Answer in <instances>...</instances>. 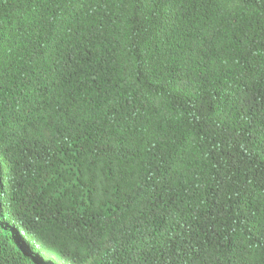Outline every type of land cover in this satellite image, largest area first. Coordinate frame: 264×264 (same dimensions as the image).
Wrapping results in <instances>:
<instances>
[{"label": "trees", "instance_id": "trees-1", "mask_svg": "<svg viewBox=\"0 0 264 264\" xmlns=\"http://www.w3.org/2000/svg\"><path fill=\"white\" fill-rule=\"evenodd\" d=\"M264 264V0H0V264Z\"/></svg>", "mask_w": 264, "mask_h": 264}, {"label": "rangeland", "instance_id": "rangeland-1", "mask_svg": "<svg viewBox=\"0 0 264 264\" xmlns=\"http://www.w3.org/2000/svg\"><path fill=\"white\" fill-rule=\"evenodd\" d=\"M45 264H47V263H45Z\"/></svg>", "mask_w": 264, "mask_h": 264}]
</instances>
